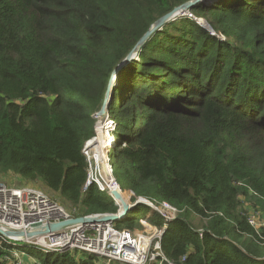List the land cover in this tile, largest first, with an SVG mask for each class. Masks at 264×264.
I'll list each match as a JSON object with an SVG mask.
<instances>
[{"label":"trees","instance_id":"trees-1","mask_svg":"<svg viewBox=\"0 0 264 264\" xmlns=\"http://www.w3.org/2000/svg\"><path fill=\"white\" fill-rule=\"evenodd\" d=\"M188 1L0 0V176L40 182L75 218L116 213L106 189L86 187L83 148L116 65ZM190 14L118 73L107 114L112 177L128 202L131 192L177 209L159 241L171 264H264V228L248 224L251 213L264 217V0H205ZM139 207L112 225L142 229ZM25 250L40 264L111 263Z\"/></svg>","mask_w":264,"mask_h":264},{"label":"built area","instance_id":"built-area-1","mask_svg":"<svg viewBox=\"0 0 264 264\" xmlns=\"http://www.w3.org/2000/svg\"><path fill=\"white\" fill-rule=\"evenodd\" d=\"M105 122L106 137L109 138L114 130V123L108 118ZM86 145L83 148V154ZM113 145L114 139L111 137L108 147H113ZM107 160L109 173L112 174L110 159ZM92 183L97 185L99 190H104L98 180L92 179ZM90 184L88 176L86 187ZM144 201L151 211L158 213L163 219L165 225L162 229L151 227L147 220L141 219L143 220L141 221L142 233L117 229L111 223H100L74 226L52 235L26 239L23 243L0 236V253L2 251L8 254L4 258L7 264H25V257H29L30 260L34 259L27 255L25 249H32L45 255L77 251L94 255L108 263L171 264L161 253L159 241L166 224L175 219L178 211L168 203L156 205ZM70 218L75 217L39 188L32 185L14 186L0 182V229L2 231L26 233L32 225H45ZM248 224L255 230L262 229L264 228V217L251 213L248 217ZM147 229H153L152 237L143 233ZM17 243L22 245H17ZM1 260L2 257H0V262ZM31 264L40 263L32 260Z\"/></svg>","mask_w":264,"mask_h":264},{"label":"water","instance_id":"water-1","mask_svg":"<svg viewBox=\"0 0 264 264\" xmlns=\"http://www.w3.org/2000/svg\"><path fill=\"white\" fill-rule=\"evenodd\" d=\"M204 1L205 0H190L184 3L183 5L175 7L171 12L167 13L166 15H164L163 17H161L160 19H158L155 23L151 25L148 31L138 40V42L135 44L132 50L116 65L109 79V83L107 86V90L105 93L102 107L100 111L97 113L98 117H103L108 114V106L112 100V90L114 88L113 84L116 85V79H117L120 69L124 67L125 65H127L132 60L137 59L138 53L140 52L141 48L145 45V43L149 40L151 35L161 30L166 24L175 20L176 18L186 16V15H191L190 11L196 6L202 4ZM195 20L198 23L200 22L201 24H203V28L211 32L210 27L202 19L196 18ZM107 163H108V160L106 161V164ZM112 183L113 185L117 187V189L108 190V195L114 200L115 204L118 207L117 212L114 214L88 215V216H83V217L70 218V219L62 220V221L55 222V223H48L45 225L36 224V225H32L30 230L27 231L26 233L5 232L0 229V236L6 239H11V240H15V241L23 243L26 239H32V238H35L38 236H44V235H52V234L58 233L60 231L66 230L74 226L100 224V223H111L112 224L113 222L124 219L137 206L148 207L145 201L141 198H136L135 201H132V202L124 201L121 196V190L118 188L113 178H112ZM129 194L133 196L131 192H129Z\"/></svg>","mask_w":264,"mask_h":264},{"label":"rangeland","instance_id":"rangeland-1","mask_svg":"<svg viewBox=\"0 0 264 264\" xmlns=\"http://www.w3.org/2000/svg\"><path fill=\"white\" fill-rule=\"evenodd\" d=\"M202 20H200V21H202ZM195 22L197 24H199L201 27H203V24H201L200 22L198 23L196 20H195ZM211 34L214 35L213 33H211ZM217 38L220 40H225V38H223V37H221V38L217 37ZM113 87H115L114 84H113ZM95 118L97 119L96 136L91 141H89V143H87V145L84 149V156L86 157L88 165H89L88 176H89V179L91 181L90 185H93L92 179H95V180H98L99 182H101L102 176H103L102 165L99 164L96 161V159L100 158L103 161L106 158L110 159V157L112 155V147L109 148L108 146L107 147L104 146V141H106V140L102 139V132H101V131H103L106 133V128H105L106 122H105V120H107V115L103 116V117L96 116ZM99 130H100V132H99ZM106 136H107V134H106ZM110 137H113V136L110 135ZM108 155H109V158H108ZM105 165H106L105 167H107V164H105ZM103 170H104V168H103ZM110 178L112 180V174H110ZM0 182L4 183V184L14 185V186L26 185L20 177H17L13 174H7V175L0 176ZM32 186L39 188L40 190L45 192L51 199L59 202L62 205V207L65 210H67L69 213H72V214L74 213V210H75L74 208H72L69 204L63 202L56 193H53V192L49 191L48 189H46L40 182L32 184ZM102 187L104 188V190L106 189L108 191V189L104 185ZM121 193L128 196V192H126V191H121ZM133 199H135V198L132 196L131 200L129 202L135 201ZM246 207H247V205H246ZM249 212H250V210H249ZM135 215L138 216V218H140V219L145 218L147 216L150 218L153 217L152 214H148L147 210L141 206L138 208V211L136 212ZM151 227H154V226L151 225ZM141 230L142 229L131 230V231L133 233H138V232L142 233L143 230L142 231ZM143 233H145L146 236H148V237H152V235L154 234L153 229L152 230L147 229L146 232H143ZM17 245H22V244L17 243ZM33 251L35 252V254L38 253L35 250H33ZM32 260H36V259L34 258ZM32 260H30V263L32 262ZM110 264H121V263L111 262Z\"/></svg>","mask_w":264,"mask_h":264},{"label":"bare ground","instance_id":"bare-ground-1","mask_svg":"<svg viewBox=\"0 0 264 264\" xmlns=\"http://www.w3.org/2000/svg\"><path fill=\"white\" fill-rule=\"evenodd\" d=\"M211 32L214 34V35H216L217 37H224L223 35H221V34H217V33H215L212 29H211ZM101 121V120H100ZM99 123V122H98ZM98 130V129H97ZM98 132V131H97ZM99 132H100V130H99ZM102 132V139H103V131H101ZM105 146V145H104ZM106 161H107V158L105 159V160H101L100 159V163L99 164H101L102 165V173H103V176H102V179H103V181L105 182V184H106V186H107V188H108V190H114V189H117V187L115 186V185H113V183H112V180H111V178H110V173H109V169L107 168V167H105L106 165ZM103 168H104V170H103ZM121 196H122V198H123V200L124 201H126V202H128L125 198H124V196L121 194Z\"/></svg>","mask_w":264,"mask_h":264},{"label":"crops","instance_id":"crops-1","mask_svg":"<svg viewBox=\"0 0 264 264\" xmlns=\"http://www.w3.org/2000/svg\"><path fill=\"white\" fill-rule=\"evenodd\" d=\"M24 262H25V264H31L29 257H25L24 258Z\"/></svg>","mask_w":264,"mask_h":264}]
</instances>
